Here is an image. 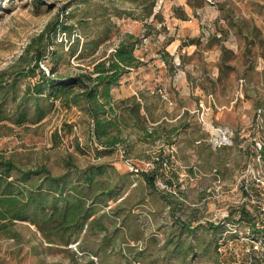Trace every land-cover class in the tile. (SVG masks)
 <instances>
[{"label": "rangeland", "instance_id": "obj_1", "mask_svg": "<svg viewBox=\"0 0 264 264\" xmlns=\"http://www.w3.org/2000/svg\"><path fill=\"white\" fill-rule=\"evenodd\" d=\"M33 1L0 0V72L17 60L48 23L58 17L65 20L68 13L71 23L80 19L87 23L70 38L57 35L65 51L77 37L79 51H88V43L106 35L109 24L115 27L100 52L112 51L125 33L142 38L136 55L145 64L141 76L131 79L140 89L138 96L143 94L145 99L149 130L157 132L153 137L142 133L131 136V163L145 170L148 159L165 149L173 153L188 180L184 203L178 207L177 199L172 198L174 212L168 210L170 217L158 221L153 232L147 222L145 231L137 232L134 215L142 209L136 198L125 205L131 213L125 231L132 240V251L144 249L160 231L164 236L165 223L173 224L172 214L186 223H229L239 221L246 210L256 219L257 228L264 231V159L254 147L255 139L264 142V0H44L39 8ZM82 65L84 62L76 56L63 53L57 73L74 76L82 73ZM201 103L206 107L204 117ZM65 122L78 123V127L74 132L60 133ZM217 128L233 132L231 145L217 146ZM84 129L79 114L63 108L53 111L41 124L18 127L6 122L0 125V156L12 159L22 169L45 167L56 176L73 166L83 169L105 163L110 168L103 184L112 186L116 181L114 166L121 169L128 164L117 151L96 159V150L88 146ZM77 143L83 152L78 151ZM67 163L72 165L68 167ZM189 169L195 173L191 175ZM140 177H134L133 190L145 187L148 191L141 186ZM215 184L219 193L210 191ZM148 196L162 202L156 194ZM117 209L110 204L100 213L116 214ZM241 222L240 232L232 234L231 247L242 257L249 242L243 243L241 237L249 233V226ZM136 233L142 235L140 243L133 241ZM83 240L90 246L93 241L96 244L97 237L88 232ZM111 254L107 262L126 264L120 255ZM91 260L95 262L92 264L105 262L84 255L79 242H50L28 223L0 229V264H91ZM138 260L151 263L144 256ZM186 263L179 257L175 264ZM194 264L217 262L206 256L197 258Z\"/></svg>", "mask_w": 264, "mask_h": 264}, {"label": "trees", "instance_id": "obj_2", "mask_svg": "<svg viewBox=\"0 0 264 264\" xmlns=\"http://www.w3.org/2000/svg\"><path fill=\"white\" fill-rule=\"evenodd\" d=\"M33 2L37 8L44 4V0ZM152 14L150 12V15ZM69 15L70 13L65 20L58 17L48 23L40 34L31 39L17 60L0 72V125L6 122L18 127L41 124L58 108L77 112L80 122L85 125L87 144L94 146L96 150V159L113 155L117 151L128 167L119 169L114 166L116 181L110 186L103 184L110 168L105 163L90 164L83 169L74 166L71 168L72 164L67 163L70 168L56 176L45 167L22 169L12 159L2 155L0 229L11 228L17 222L28 223L50 242L63 245L79 242L84 255H93L101 261L104 260L103 264H110L107 259L112 255V251L113 255H120L126 264H141L138 259L143 256L150 260V264H175L179 257L181 261H186V264H190L188 259L194 264L197 258L205 259L206 256L212 257L217 264H264V231L257 228L256 219L246 210L242 211L239 221L229 223H186L172 214V226L183 229L186 236L181 239V232L178 235L172 233L160 246L157 255L149 251L148 245H145L144 249L140 247L137 252L131 250L132 240L125 231V224L130 220L131 213L125 209V205L129 204L134 195L128 194L122 204L117 205L116 214L105 211L100 213L110 206V201H117L128 191H138L139 195L144 192L146 195L156 194L173 213L174 208L179 207L177 204L184 203L187 183L178 179L170 180V183L165 181L169 176H173L176 166L183 171L171 151H156V156L148 159L153 163V168L149 171L131 163L134 151L131 136L134 133H142L146 137H153L157 131L149 130V118L144 113L147 105L141 92L142 96L132 95L116 99L113 90L120 86L130 71L145 64L136 55L143 42L142 38L133 33H125L112 51L100 52V46L111 38L110 32L115 27L114 24H109L106 35L88 43V51L87 48L79 51L80 37L71 41L65 51L64 44L58 43L57 35L63 34L70 38L74 31H79V28L87 23L85 19L71 23ZM85 52H88V56H85ZM63 53L76 56V59L84 62L80 67L82 73L74 76L57 73ZM77 127L78 123L65 122L60 128V133L74 132ZM55 135L58 137L57 132ZM76 146L78 151L83 152L84 149L79 143ZM259 155L264 159V150ZM145 163L143 162V165ZM188 172L191 175L195 173L193 169ZM133 176H141L148 191L144 189V185H141L144 187L142 189L133 190L136 188L133 187ZM159 182L172 188V192L158 185ZM133 198H137V205H140L142 198ZM172 198L177 199L176 206H173ZM134 216L138 218V214ZM241 221L249 226V233L241 237L243 243L249 242L242 257L237 249L231 247L234 243L232 234L240 232ZM118 222L119 226L115 227ZM200 228L213 231L211 241L214 239L216 242L215 252L209 246L202 248L200 239L204 238L197 236ZM88 232L97 237L96 244L93 241L89 246L83 240L84 234ZM227 234L231 237L226 239ZM136 236L133 241L140 243L142 235L136 233ZM117 240L124 244L123 250L116 251ZM152 240L155 244L158 243L156 239ZM257 244L259 249H256ZM90 262L95 263L92 260Z\"/></svg>", "mask_w": 264, "mask_h": 264}, {"label": "crops", "instance_id": "obj_3", "mask_svg": "<svg viewBox=\"0 0 264 264\" xmlns=\"http://www.w3.org/2000/svg\"><path fill=\"white\" fill-rule=\"evenodd\" d=\"M141 70H143L141 67L134 69L132 71H130L121 81L120 86L115 88L113 90V94L114 97L116 99H123L132 95H138L139 90L138 87H136V81L134 82V80H132L131 78H134L136 76H138L141 72ZM141 76V75H139ZM130 78V79H129ZM127 80H132L130 84H125V82H127ZM136 87V88H135ZM177 165L178 162H177ZM180 166V165H179ZM142 184L144 185V181L143 178L140 177ZM188 175H185L184 171H180L179 167L176 166V169L173 172V176H169L168 178H166L165 181H168V183H170L171 181H175V179L177 180H183V181H187L188 179ZM171 180V181H170ZM142 185V186H143ZM186 192V191H185ZM128 194H131L133 197H140L142 198V201L140 202V205H138L139 207H141L142 212L138 213L137 220H136V228H137V232L138 233H142L143 231H145L144 229V224L147 222L149 229L151 230V232H153L155 230V228H157L158 226V221H161L162 219L167 220L170 216V212L168 211V207H166L164 205L163 202L160 203L159 199H153L154 197L151 198V200H149V196L144 193H141L139 195L138 191H133L131 193V191H128L124 196L118 198V200L116 202H109V204H112V206H119L122 204V201L128 196ZM184 194V193H183ZM137 199V198H136ZM138 202V201H137ZM143 209H145L143 211ZM172 213V212H171ZM211 223V222H210ZM150 224V225H149ZM166 227L164 228V236H163V231L158 232L159 235H154V237L152 239H156V241H158V243H154L153 240L151 239L149 242H146V244L148 245V248H150L149 251H151V253H154L155 255H157V253L159 252V249H157L159 246L163 245L164 242L166 240H168L169 236H171L172 233H175V235H178L179 232H181V239L185 238V231L183 229H179L178 226H169L167 223ZM149 230V231H150ZM207 229L205 228H200L197 236L198 237H203L204 240L200 239V242L203 243L202 248L206 249L207 246L212 247V251L215 252V247H216V242L213 238V231H211L210 229L208 231H206ZM117 247H122L124 244L121 243V241L117 240L116 243ZM157 245V246H156ZM155 247V249H154ZM210 251V250H209ZM97 260H99V258H97Z\"/></svg>", "mask_w": 264, "mask_h": 264}, {"label": "built area", "instance_id": "obj_4", "mask_svg": "<svg viewBox=\"0 0 264 264\" xmlns=\"http://www.w3.org/2000/svg\"><path fill=\"white\" fill-rule=\"evenodd\" d=\"M44 66V65H43ZM44 68L46 69V67L44 66ZM47 70V69H46ZM202 107V110H204L202 112V116L204 117L205 115V106L203 103L200 104ZM262 113V111H259V114ZM216 134V138H215V142L217 144L218 147H222V146H228L231 145L233 143V132L230 131L228 128H217L215 130ZM254 147L258 150V151H263L264 150V142L259 140V139H255L254 140ZM259 158H262L261 155H259ZM153 168V163L152 162H148L145 164V171H149ZM132 169H134L132 167ZM135 171H138V169H135ZM159 185H162V188H166L169 192H172V188L170 187H166L165 185L161 184L159 182ZM210 191L214 192H218L219 193V186H217L216 184L214 185L213 189H210ZM256 249H259V244L256 245ZM249 251V249L247 250Z\"/></svg>", "mask_w": 264, "mask_h": 264}]
</instances>
